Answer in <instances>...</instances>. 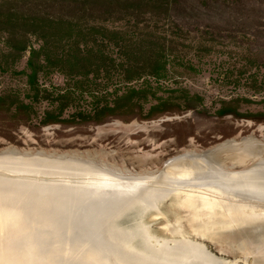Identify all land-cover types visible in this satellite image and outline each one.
I'll return each mask as SVG.
<instances>
[{
    "label": "rangeland",
    "instance_id": "374dc122",
    "mask_svg": "<svg viewBox=\"0 0 264 264\" xmlns=\"http://www.w3.org/2000/svg\"><path fill=\"white\" fill-rule=\"evenodd\" d=\"M159 47L176 58L164 79L125 82L121 67H110L116 59L143 69ZM77 48L100 53L75 70L56 59ZM19 103L28 112L15 113ZM252 128H264V0H0V140L71 144Z\"/></svg>",
    "mask_w": 264,
    "mask_h": 264
},
{
    "label": "water",
    "instance_id": "95a60500",
    "mask_svg": "<svg viewBox=\"0 0 264 264\" xmlns=\"http://www.w3.org/2000/svg\"><path fill=\"white\" fill-rule=\"evenodd\" d=\"M0 264H264V128L0 140Z\"/></svg>",
    "mask_w": 264,
    "mask_h": 264
},
{
    "label": "trees",
    "instance_id": "16d2710c",
    "mask_svg": "<svg viewBox=\"0 0 264 264\" xmlns=\"http://www.w3.org/2000/svg\"><path fill=\"white\" fill-rule=\"evenodd\" d=\"M161 6H165V4H161ZM11 17V16H9ZM11 25H14L15 22H10L11 19H6ZM7 23V24H9ZM17 23V21H16ZM6 24V23H5ZM118 40V39H117ZM114 48L117 49V54H118V57H122V53H121V50H125L124 49V42L123 40L119 39L118 41H116L114 43ZM21 50H24V47L21 49ZM93 49H89L88 51H85L84 49H79L77 48L76 51H75V54L73 55H70L69 53L68 54H61L58 56V58H56L57 60H60L62 61L64 64H67L68 65V68L70 70H75V69H81V68H86V66L84 65V61L88 60L90 56H94L96 52L100 53V50L98 51H95L93 52L92 51ZM159 51H155L154 54L149 57L148 59V63L146 66H144V68H138L137 65H133L132 63H123L122 64H119L117 65L116 64V59H110V61L112 62V65H110L111 68H116L115 66H119L121 67V79L122 80H125V82L127 81H132L134 79H139L140 77H142L143 75H146V76H151L153 77L154 79H156L157 81L161 80V79H164L166 77V64L167 62H169L170 60H175V56H171V54L167 53L166 49L164 47H159L158 49ZM37 51L35 50H31L30 51V54H29V60L27 61V67L30 69V72L29 74H27V81H28V84L30 86H33L35 85V79H36V76H37V72H38V68L37 66H34L33 64V59L34 57L36 56ZM103 54V53H101ZM117 57V58H118ZM169 57H172V59H170ZM147 60V59H146ZM44 63L46 62L47 63V59L44 58ZM45 63V64H46ZM82 63V65L80 64ZM115 65V66H113ZM46 66H40V68H45ZM141 67V66H139ZM47 68V67H46ZM99 69V67H98ZM96 69V70H98ZM90 71L94 70V69H89ZM83 72V73H77L78 75H81V76H86L87 74H89V72ZM67 74L68 76H71L72 73H65ZM132 92H135L132 90ZM25 110L27 111L28 109H30V105H26V104H23V103H19L15 106L14 108V111L15 113H19L20 110ZM28 112V111H27ZM23 121H27L28 119V113L27 115H25V117H22ZM48 123H51L50 120H48Z\"/></svg>",
    "mask_w": 264,
    "mask_h": 264
}]
</instances>
